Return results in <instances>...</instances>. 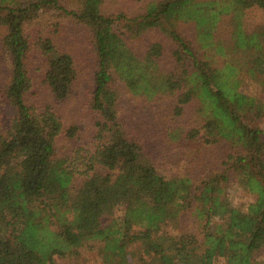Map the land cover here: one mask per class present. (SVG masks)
<instances>
[{"label": "trees", "instance_id": "obj_1", "mask_svg": "<svg viewBox=\"0 0 264 264\" xmlns=\"http://www.w3.org/2000/svg\"><path fill=\"white\" fill-rule=\"evenodd\" d=\"M106 1L0 0V264H52L93 240L102 264H131L135 251L153 264H264V100L243 90L247 79L264 89V0H151L133 17L106 13ZM255 10L262 20L251 25ZM45 12L92 32L96 147L82 161L58 155L60 139L78 129L56 109L74 91L76 59L51 33L31 38L24 29ZM182 23L194 25L198 46ZM154 29L175 44L171 64L162 42L136 44ZM35 55L44 62L42 90ZM126 96L143 99L145 111L169 99L165 119L136 125L121 113ZM191 103L187 127L176 117ZM161 139L223 144L226 155L216 168L167 176L152 149ZM232 179L250 197L241 205L228 197Z\"/></svg>", "mask_w": 264, "mask_h": 264}, {"label": "rangeland", "instance_id": "obj_2", "mask_svg": "<svg viewBox=\"0 0 264 264\" xmlns=\"http://www.w3.org/2000/svg\"><path fill=\"white\" fill-rule=\"evenodd\" d=\"M151 0H107L104 4V11L113 16H119L125 14L128 17H133L145 12L146 6ZM262 20V15L258 11H252L248 15L249 24L254 25ZM122 24V22H119ZM25 32L30 35L31 38H35L41 33L52 34L62 48L69 50L73 53L76 59V65L78 68V78L74 85V91L72 95L62 103H56V109L62 117L66 127L77 126V133L73 137L64 135L58 145V155H72L74 160L82 161V159L88 158L95 150V137L97 128L95 127V113L92 112L90 106V97L93 90V78L96 65V57L92 45V32L90 27L86 24L80 23L73 16L65 15L62 12H45L34 17L31 21L24 25ZM54 30V31H53ZM181 31L186 40L196 46V34L194 25L191 23H182ZM140 42H136L141 48L147 46L150 43L160 41L166 47V55L164 56L163 63L171 64L173 59L170 57L171 51H173L174 42L170 38L166 37L159 30H150L145 33ZM198 46V45H197ZM31 72L35 82V88L41 89L42 70L44 62L38 55H35L31 59ZM1 67L9 70L11 67L9 59L6 58ZM243 90L252 95L264 100V89L251 79H247L243 83ZM40 93L39 95H41ZM40 97L45 99L43 94ZM34 101H38V96H34ZM32 101V100H31ZM170 100L165 99L160 101L158 108L154 107L148 111L143 108V99L133 98L132 96H126L124 98V106L121 109L123 115H130L131 119L136 125L147 126L151 123V120L161 121L165 111L163 104L168 103ZM193 103L188 104L185 108V114L176 117V120L184 122L187 127H191L195 118L191 117L189 113L192 110ZM13 112L12 109H7L5 119L9 120V117ZM169 114L171 113L168 111ZM171 116V114H170ZM172 119V116H171ZM174 120V119H173ZM259 125L264 129V116L261 118ZM150 128V127H149ZM151 129H153L151 131ZM155 127H151L150 130H145L148 135L154 134ZM162 140V139H161ZM161 144L152 146V149L159 152L158 168L167 176L173 174H185L189 172H198L204 169L216 168L221 165L226 155V147L223 144L205 145L197 141V145L187 148L181 145H172L162 140ZM158 150H155V148ZM81 163V162H80ZM82 167V166H81ZM200 167V168H199ZM81 174V173H80ZM84 176L83 174H81ZM81 176V177H82ZM227 194L229 199L235 205H241L245 203L250 197L245 193L242 186L232 179L227 188ZM123 207H118L115 210V214L121 213ZM191 221H188V225ZM194 230L198 232V227L194 224ZM165 231H169L170 227H166ZM97 241H90L89 244L81 247L78 253H67L65 256L56 255L54 257L55 263L52 264H102L104 262L103 251L99 250V244ZM136 244L132 247L135 248ZM135 255H129L131 264H153L152 259L147 255H142L140 252L135 251ZM259 258L264 262V247L260 250ZM144 256V260L141 258ZM218 264H224L223 259L217 260Z\"/></svg>", "mask_w": 264, "mask_h": 264}]
</instances>
